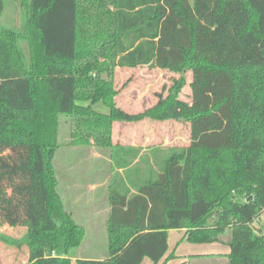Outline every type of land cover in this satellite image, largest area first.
<instances>
[{
  "label": "trees",
  "instance_id": "16d2710c",
  "mask_svg": "<svg viewBox=\"0 0 264 264\" xmlns=\"http://www.w3.org/2000/svg\"><path fill=\"white\" fill-rule=\"evenodd\" d=\"M0 0V240L29 264H72L85 228L66 209L54 159L60 117L112 149L108 257L77 264H166L169 231L220 243L229 264H264V0ZM180 75L144 112L118 107L117 69ZM192 74L190 145L143 155L114 145L115 122L162 121ZM107 74L108 78H103ZM102 104L107 113L95 110ZM149 155V156H148ZM250 198H252L250 200ZM181 264H187L182 262Z\"/></svg>",
  "mask_w": 264,
  "mask_h": 264
},
{
  "label": "rangeland",
  "instance_id": "374dc122",
  "mask_svg": "<svg viewBox=\"0 0 264 264\" xmlns=\"http://www.w3.org/2000/svg\"><path fill=\"white\" fill-rule=\"evenodd\" d=\"M6 7V16L11 19L10 25L13 22L16 25L15 31L21 32L26 16L18 0H6ZM116 71L115 85L119 91L116 97L117 105L131 114L144 112L156 105L159 95L165 98L174 80L181 77L149 67ZM186 79L188 84L182 89L178 102L164 114L165 119L162 121L145 119L140 122H115L112 132L114 145L139 148L143 155L150 154L154 148L168 151L172 148L188 147L191 125L184 118L190 116L192 74H187ZM95 110L108 112L102 104L95 106ZM76 129L77 125L71 118L60 117L59 148L54 159L59 181L58 190L66 209L74 213L79 225L86 229V237L82 245L72 251V258L102 259L108 257L109 253L108 195L111 180L116 173L112 149L100 146L94 135L89 134L85 128L83 129L86 134L85 140L77 141ZM263 224L264 212L255 221L254 227L259 229ZM25 232L26 229L23 227L13 229L9 226H0V236L20 239ZM178 236L177 231L170 235L169 254L174 253L175 258L166 264H179L180 259L175 253L178 248L185 253H205L203 249L198 250L194 245L191 249L189 244H178L176 239ZM230 237L231 232L227 231L221 239L227 240ZM194 256L205 262L192 264H226L222 260ZM0 264H29L28 251L0 240Z\"/></svg>",
  "mask_w": 264,
  "mask_h": 264
},
{
  "label": "crops",
  "instance_id": "0c3cea01",
  "mask_svg": "<svg viewBox=\"0 0 264 264\" xmlns=\"http://www.w3.org/2000/svg\"><path fill=\"white\" fill-rule=\"evenodd\" d=\"M25 25V24H24ZM111 207L109 208V212H110ZM73 216L74 213H72L71 211H69ZM75 218V216H74ZM77 221V220H76ZM86 231V229H85ZM173 231H177L179 233V236L176 238L178 244L180 245H191V249L193 248V245L196 247V249H203V251L205 253H185L184 251L181 252V250L178 248L175 253L177 254L176 256L180 259L179 264H181L182 262H186L187 264H192L193 262H205V260H199L196 258V256L194 255H198V256H202V257H210L212 259H217V260H222L224 261L226 264L228 263V259L227 256L230 254L231 249L228 245V242L230 240H223L221 239L220 243H213V244H191L186 242L185 240H183L184 236H185V231L182 230H173ZM173 231H169V253L171 251V245H170V235ZM86 237V236H85ZM205 247H209V248H205ZM209 250V251H208ZM107 258V257H106ZM106 258H102V259H106ZM209 258V259H210ZM98 259V258H96ZM78 259L73 258L72 259V264H74L75 262H77ZM208 261V260H207ZM153 264V262H151L149 259H145L143 264ZM162 264V263H160Z\"/></svg>",
  "mask_w": 264,
  "mask_h": 264
},
{
  "label": "water",
  "instance_id": "95a60500",
  "mask_svg": "<svg viewBox=\"0 0 264 264\" xmlns=\"http://www.w3.org/2000/svg\"><path fill=\"white\" fill-rule=\"evenodd\" d=\"M107 76H108V75H107V74H105V75L103 76V78H107ZM251 199H252V198H250V200H251Z\"/></svg>",
  "mask_w": 264,
  "mask_h": 264
}]
</instances>
